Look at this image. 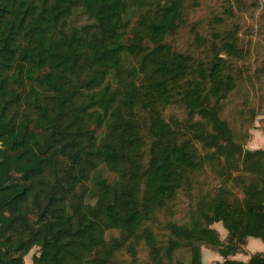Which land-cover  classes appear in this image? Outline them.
<instances>
[{"label":"trees","instance_id":"obj_1","mask_svg":"<svg viewBox=\"0 0 264 264\" xmlns=\"http://www.w3.org/2000/svg\"><path fill=\"white\" fill-rule=\"evenodd\" d=\"M167 2L144 26L156 47L143 57L140 71L151 82L141 95L134 80L119 84L124 57L142 49L126 42L128 0H0V264H26L34 247L39 253L33 264H108L126 239H138L143 220L171 202L197 163L179 130L152 107L171 97L170 83L191 75L198 80L185 93L193 120L187 127L207 147H232L250 163L236 177L245 199L229 201L223 190L201 222L171 224L174 237L165 254L151 232L144 238L155 264H166L183 245L190 248V264H204L201 245L223 258L215 264H264L260 252L248 262L229 258L244 252L249 238L264 243V167L251 162L264 151L243 150L220 117V99L233 87L221 62L194 65L163 43L181 20V2ZM76 10L91 23L69 30ZM224 48L236 54L233 43ZM140 106L151 111L142 194L136 162L144 139L136 120ZM30 109L38 111L37 120ZM90 123L104 126L100 139ZM60 158L70 164L62 172ZM104 168L119 174L113 185ZM216 223L227 231L225 243ZM101 229L124 230L125 239L84 254Z\"/></svg>","mask_w":264,"mask_h":264},{"label":"rangeland","instance_id":"obj_2","mask_svg":"<svg viewBox=\"0 0 264 264\" xmlns=\"http://www.w3.org/2000/svg\"><path fill=\"white\" fill-rule=\"evenodd\" d=\"M128 1L130 26L126 42L137 43L142 49L139 53L124 57L119 84L123 86L125 80H134L143 95L151 81L140 71V68L144 55L152 52L156 47L146 35L144 26L158 18L168 2L167 0ZM179 2H181V20L177 29L165 36L163 43L172 51L187 55L194 65L202 63L209 66L217 60L221 62L224 76L231 77L233 87L220 99L218 107L220 117L229 125L233 141L243 150L264 151V0H179ZM90 23L87 14L82 10H76L68 22V27L71 30ZM228 42L235 45L236 54L225 50L224 45ZM197 80V77L191 75L175 85L170 83L175 89L171 97L164 101L158 99L152 104V107L173 128L179 130L181 144L196 154L197 163L189 170L186 183L178 190L171 202L145 218L138 227L139 238L126 239L125 243H127L114 253L108 264H155L144 238L145 233L151 232L155 236L161 253L165 254L169 240L174 237L169 228L171 224L192 226L196 221L201 222L203 213L209 211L210 203L223 190L226 191L228 196L226 198L229 201L245 199L242 182L236 177L243 170L240 167L250 163H243L244 156L235 152L232 147L228 151H216L213 147H207L195 137L194 131L187 127L193 120L186 105L185 93ZM150 113L149 107L140 106L136 109V120L141 129V136L144 137L141 153L136 161L140 166L138 184L141 194L145 188L146 170L150 160L151 142L147 137ZM29 114L35 120L38 119L37 110L30 109ZM199 120V117L195 118V121ZM34 127H36L35 123H33ZM89 127L99 139L103 136L104 126L90 123ZM207 130L211 132L209 127ZM60 159L59 166L62 172L70 164L69 161ZM257 160H260L264 167V154L256 156L251 162ZM104 176L111 185L119 179V174L110 172L106 168H104ZM245 180L249 183L252 177H245ZM213 228L219 232L225 243L227 231L222 223L214 224ZM125 234L124 230L101 229L97 240L83 253L94 246H108L124 240ZM200 247L205 264L223 261L216 250L205 245ZM38 253L39 247H34L29 253L26 264H33L32 257ZM189 262L190 248L185 245L173 251L171 258L166 260V264H190Z\"/></svg>","mask_w":264,"mask_h":264},{"label":"crops","instance_id":"obj_3","mask_svg":"<svg viewBox=\"0 0 264 264\" xmlns=\"http://www.w3.org/2000/svg\"><path fill=\"white\" fill-rule=\"evenodd\" d=\"M259 240L260 239L257 240L256 238H253V239L249 238L247 241V245L244 247V252L230 256L229 258L235 259L238 261L248 262V260L253 254L259 253V252L264 253V243L262 242V240H260L261 242ZM202 255H203V251H202Z\"/></svg>","mask_w":264,"mask_h":264}]
</instances>
